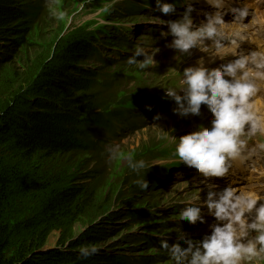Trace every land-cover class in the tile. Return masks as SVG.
<instances>
[{"label": "rangeland", "instance_id": "rangeland-1", "mask_svg": "<svg viewBox=\"0 0 264 264\" xmlns=\"http://www.w3.org/2000/svg\"><path fill=\"white\" fill-rule=\"evenodd\" d=\"M165 2L177 3L176 0H165ZM202 2L205 8L202 9L203 11L198 9L192 13L193 18L205 19L202 15L210 6L205 0ZM177 5L175 13L162 14L159 11H151L155 8V0H46L37 25L32 27L29 45L16 51L14 60L6 66L4 74L0 75V94L5 93L6 90L7 94L3 96L20 88L25 90V83L29 79L41 76L40 72L45 68L56 67L63 61L62 56L68 45L84 40L96 44L94 50L100 52L108 61V66L103 64L102 68H105L111 77L117 80V83L110 86L106 92V103L109 106L117 108L118 104H126V107H129V104L136 102V99H151L150 96L154 95L159 97L163 104H167L166 100L169 99L165 97L163 88L177 87L180 72L186 67L195 66V61L204 56L203 53L193 49L191 55L179 57L175 50L167 47L173 39L171 36L161 35L162 32L168 31L167 25L158 24L154 19L164 21L179 19L180 13L185 9L181 0ZM132 6H134L133 9ZM119 7L130 10L120 11ZM262 10L264 8L260 11ZM213 11L214 9L211 8L210 12ZM224 20L230 23L233 17L226 15ZM249 22V17L245 18V25ZM116 30H122L125 39L118 38L115 35ZM226 30L231 35V30L228 28ZM244 35L247 33L244 32ZM96 38L98 39L96 42H91ZM137 44H142L148 51H152V48L159 49L154 56L156 66L139 70L136 66L127 64V59L131 55L130 50ZM241 48H246L247 51L252 50L249 46L241 45ZM118 51L119 53H115ZM234 58L227 56L223 61L217 60L216 64L221 65ZM137 59L142 60L143 57H137ZM67 60L70 61V58ZM86 65L98 67L97 65L100 64L89 61ZM260 96L259 101L263 107L264 86ZM166 106L168 107L163 105V109L160 108V110L147 108L149 114L138 115L139 120H135L140 126L133 127V122L126 120L125 126L118 131L119 135H107L108 149H115L117 153L114 158H109L108 149H106L107 156L100 162L89 155L70 159L72 164L67 165L64 172L61 170L62 173H59L60 181L61 179L63 181L58 187H67L74 175L81 177L90 173L95 174L97 177L94 184L98 191L95 206L88 207L75 220H64L59 229L51 231L47 239L49 248L73 247L72 242H79V238L84 237L92 224L100 226L99 223L104 220V223H109L104 226L108 234L105 240L102 238L98 247L102 246V249L112 251L114 255L123 257L130 264H171L167 255L158 250L159 247L140 248L134 243L136 240L141 243L138 239L142 235H149L159 240L166 236L164 238L170 245L175 244L178 242L179 229L186 234L185 238L197 241L210 234L207 226L210 227L213 224L211 221L214 218L212 220L208 218L209 222L204 219L205 223L195 225H189L187 222L181 225L178 221L180 209L189 206V201L201 206V211H207L203 207V201L206 198L205 190L204 187H196L201 183L196 182L186 170L177 171L174 168L170 176L165 177L169 170L162 164H168L169 167L174 162L171 153L174 151L175 144L171 140L161 139V132L153 126H158L165 132L171 131V134L178 139L196 131L200 126L207 128L209 125L205 123L209 120L211 122L212 116L206 115L205 111L201 110L200 120L193 122L194 129H190L185 124H190L189 120L195 118L194 116L180 117L174 114L172 109L176 106L175 102ZM147 107L150 106L147 105ZM157 115L161 118L154 120ZM258 115L262 117L261 114L258 113ZM127 126L130 129H126ZM248 143L250 144L247 148L254 160V166L259 171L264 169V158L263 160L259 158L264 155V147H262L264 139L260 141L255 135L248 139ZM129 154L133 159H144L149 165H153L149 168L152 172L146 180L149 188L142 190L144 192L142 194H137L138 192L135 193L133 190L134 181L139 179L141 174L140 177H136L138 175L128 168L126 157ZM166 171L167 173L163 174ZM260 177L264 179V175ZM260 177L254 179L251 185L254 186L252 188H255L258 195L264 197V180L261 182ZM72 180H75L77 184H83L82 179L76 176ZM215 189L221 190V187ZM245 190L244 192H247L248 189ZM236 194L240 195V192ZM153 208L156 209L155 212L150 211ZM135 213L145 214L152 222L138 221L129 216ZM111 218L115 220L112 221ZM158 224H163L165 228L160 230L159 227H155ZM196 225L197 228H194ZM147 231L155 234L150 235ZM71 249L75 251L79 248ZM242 264H264V259L243 261Z\"/></svg>", "mask_w": 264, "mask_h": 264}, {"label": "trees", "instance_id": "trees-1", "mask_svg": "<svg viewBox=\"0 0 264 264\" xmlns=\"http://www.w3.org/2000/svg\"><path fill=\"white\" fill-rule=\"evenodd\" d=\"M44 2L0 0V75L14 60L16 51L29 45L32 27L38 23ZM115 35L125 39L118 31ZM95 45L84 40L71 43L64 51L63 61L29 79L25 90L0 94V264H130L112 251L102 252L99 248L87 259L78 258L76 247H98L102 238L106 239L108 231L104 226L109 223L104 220L100 226L92 224L79 242H72L75 251L73 247L47 246L50 232L59 229L64 220H75L88 207L95 206L98 192L94 184L97 176L93 173L74 175L83 184H77L73 176L67 187L60 188L63 179L60 181L59 173L72 164V157L89 155L102 161L107 156L106 136L114 133L109 131L110 119H116L123 111L121 106L113 108L106 103V92L117 80L102 68L105 59L94 50ZM89 61L100 65L85 69ZM143 105L142 101H134L125 113L131 114L133 121L139 120L132 114ZM108 107L111 111L105 112ZM134 122L133 127L140 126ZM151 172L148 169L136 177L145 174L147 180ZM133 190L144 193L137 184ZM129 216L152 222L145 214ZM155 227L165 228L163 224ZM138 240L141 243L136 240L134 244L140 248L159 247L160 240L149 235Z\"/></svg>", "mask_w": 264, "mask_h": 264}, {"label": "clouds", "instance_id": "clouds-1", "mask_svg": "<svg viewBox=\"0 0 264 264\" xmlns=\"http://www.w3.org/2000/svg\"><path fill=\"white\" fill-rule=\"evenodd\" d=\"M214 9L204 13L205 20L198 25L193 22L192 13L195 0H181L184 11L176 20H154L158 24H166L167 32L162 36L173 39L167 45L175 50L179 57L191 55L196 49L203 53L195 66L184 68L180 72L177 87L163 88L165 97L175 102L172 109L180 117L189 115L199 117L201 109L206 108L212 116L210 127L200 126L178 139L158 126L161 139L171 140L175 144L171 157L178 165L182 164L193 170L201 183L211 178L225 177L233 162L243 161L248 139L258 131H264V117L257 114L254 97L264 84V49L243 51L245 39L244 21L249 17L247 6L232 7L233 0H205ZM237 3V0H236ZM177 3L155 0V8L162 14L175 13ZM231 14L233 20L226 23L224 17ZM229 24L239 27L231 35L227 32ZM127 59V64L145 70L156 66L154 56L159 49L146 50L142 44L135 45ZM224 60L227 56L235 57L217 68L205 66ZM137 57H143L138 60ZM161 117L157 115L154 120ZM264 147V145H262ZM109 158H114L115 149H108ZM128 168L138 176L153 165L144 159H133L131 154L126 157ZM142 178L134 181L141 190L149 188ZM200 199V197H197ZM264 197L255 192L237 195L229 187L217 191L209 188L203 207L207 214L214 218L210 225V234L201 240L185 238L180 229L177 233L178 242L169 244L162 237L159 251L166 254L171 264H242L243 261L264 259ZM259 202V203H258ZM202 207L192 204L180 209L177 219L181 225L187 222L195 225L205 223ZM150 211L155 212L153 208ZM182 245H185L182 247ZM99 251L96 245H82L79 248V259H87Z\"/></svg>", "mask_w": 264, "mask_h": 264}, {"label": "bare ground", "instance_id": "bare-ground-1", "mask_svg": "<svg viewBox=\"0 0 264 264\" xmlns=\"http://www.w3.org/2000/svg\"><path fill=\"white\" fill-rule=\"evenodd\" d=\"M263 1L264 0H253V4H250L248 0H237V3H236V0H233V2L231 4L232 7H238L240 5V6H247L250 9V15H249L250 22L243 29V32H246L247 35H245V39L242 42V46L243 47L249 46L252 48V50L264 49V43L259 42V41L264 39V10H262V11L259 10V8L262 5L260 2H263ZM122 8L123 7H119L120 11L122 10ZM194 8L196 10L204 9L205 4L202 2V0H195ZM253 8H256V9H253ZM210 9H211V7L205 9V13H209ZM251 12H252V14H251ZM228 15H231V14H228ZM202 16H203V18H205L204 14ZM204 20L205 19L200 20V18H193V22L197 25ZM238 27H239L238 25L229 24L227 28L229 30H231V33H232ZM116 31H118L122 36V30H116ZM259 35H261V36L259 37ZM166 37H170V36H166ZM126 38L128 39L127 36H126ZM245 49L246 48H243L242 50L247 52V50H245ZM249 51H251V50H249ZM115 53H119V51L115 52ZM207 60H208V57L205 56V61H206L205 66L206 67L217 68L220 66V65H217L216 62L214 64H209V63H207ZM104 62H105V64H108L107 59H105ZM195 64L196 63H194V65ZM84 68L85 69L91 68V66L85 65ZM263 85L264 84L261 85V88ZM261 91H262V89H260L257 96L254 97L253 99L255 102V108L257 110V114L259 113L262 115V117H264V108H263L264 105L262 107L261 102L259 101ZM150 97H151V99H136V101L141 100L142 102H144V104L146 106L144 108L142 106L137 107L136 110L133 111L132 115H134V116L147 115V114H149L148 111L146 110L147 108H150L151 110H156V109L160 110V108L163 109V107H162L163 105L165 107H168L166 105H168L169 103L173 104V102H174V101L169 99V100H166L167 104H163V102L159 101V99H160L159 97H157L155 95L150 96ZM147 105H149L150 107H147ZM119 106H121L123 108L122 115H117L116 119H110L111 120L110 123H112V126H110L111 128H109V131L114 132V135L109 134L110 136L119 135L120 132H118V131L120 128L125 126L124 123L126 120H130L132 122L135 121V120L133 121L132 117L130 116L131 114L125 113L130 108V106H131L130 104H129V107H126V104H118V107ZM201 110H204L205 114L210 116V114L208 113L206 108H202ZM108 111H111L110 107H108V109L105 112H108ZM200 116L189 120L191 123L185 124L186 127L190 128V129H194V123L193 122L199 121ZM211 119H212V117H211ZM205 124L207 126L209 125L207 127V128H209L210 127V120L208 123H205ZM125 128L127 129L128 127H125ZM128 129H130V128H128ZM196 130H198V129H196ZM256 135L258 137V140L263 141L264 131H258ZM97 140H101L100 137H98ZM106 149H108L107 145H106ZM244 155L247 158L244 159L243 161H237L235 163L233 162L229 173L225 176V179L227 178L226 180H224V178H211V180L209 182L201 183V180L203 179L202 177H198L197 174L193 170L188 169L185 166H182V164L178 165L175 162H173L169 167H168V164H162V165H165V168L169 170L168 173L166 171L163 174L167 173V175L165 177H169L171 174V170L174 168H176L177 171L186 170L188 172V174H191L195 178L196 182L201 183L200 186H196L197 188L204 187L205 196H206L207 190H209L210 187L213 188L214 190H217V191H220L219 189H215L217 187H221V190H223L226 187H229V188L231 187L232 189L235 190L236 193L240 192V195H246V194L252 193V192L256 193L257 191L255 190V188H252L254 186L251 184L254 182V179H258V177H260L261 175H264V169H261L259 171L256 168V166H254V160H253V158L250 154V150L248 148L245 149ZM259 158L263 160L264 155L262 156V158L261 157H259ZM171 166H174V167H171ZM259 180L262 182V180H264V179H263V177H260ZM260 187H262V186H260ZM245 189H248L247 192H244V191H246ZM202 215L204 216V219L206 220V222H209L208 218H210V220L213 219V217H211L207 214L206 210L202 211ZM211 222L214 223V220H212ZM194 228H197V225ZM207 228H208L207 230L209 231L210 227L207 226ZM206 233H208V232H206ZM98 248L100 250H104L101 247H98Z\"/></svg>", "mask_w": 264, "mask_h": 264}]
</instances>
